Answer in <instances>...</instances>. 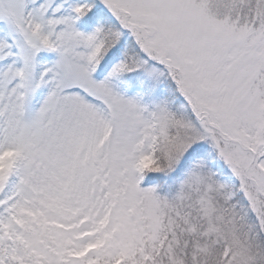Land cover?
I'll return each instance as SVG.
<instances>
[{"label": "snow or ice", "instance_id": "1", "mask_svg": "<svg viewBox=\"0 0 264 264\" xmlns=\"http://www.w3.org/2000/svg\"><path fill=\"white\" fill-rule=\"evenodd\" d=\"M0 264H264V0H0Z\"/></svg>", "mask_w": 264, "mask_h": 264}]
</instances>
